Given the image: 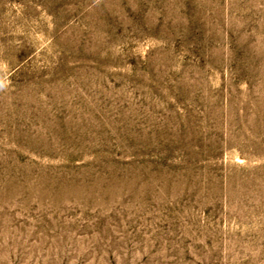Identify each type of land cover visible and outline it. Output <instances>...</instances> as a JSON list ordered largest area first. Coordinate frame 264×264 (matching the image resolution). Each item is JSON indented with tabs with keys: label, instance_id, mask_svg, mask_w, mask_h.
<instances>
[{
	"label": "rangeland",
	"instance_id": "1",
	"mask_svg": "<svg viewBox=\"0 0 264 264\" xmlns=\"http://www.w3.org/2000/svg\"><path fill=\"white\" fill-rule=\"evenodd\" d=\"M0 264H264V0H0Z\"/></svg>",
	"mask_w": 264,
	"mask_h": 264
},
{
	"label": "clouds",
	"instance_id": "2",
	"mask_svg": "<svg viewBox=\"0 0 264 264\" xmlns=\"http://www.w3.org/2000/svg\"><path fill=\"white\" fill-rule=\"evenodd\" d=\"M0 86H2V85H0Z\"/></svg>",
	"mask_w": 264,
	"mask_h": 264
}]
</instances>
